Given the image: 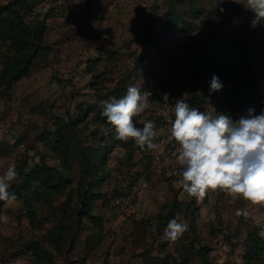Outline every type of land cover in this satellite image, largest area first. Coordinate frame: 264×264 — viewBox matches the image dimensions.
<instances>
[{"label": "rangeland", "instance_id": "1", "mask_svg": "<svg viewBox=\"0 0 264 264\" xmlns=\"http://www.w3.org/2000/svg\"><path fill=\"white\" fill-rule=\"evenodd\" d=\"M9 2L25 24L42 25L44 48L0 97V175L10 165L18 173L9 188L16 200L0 201V214L10 217L7 224L0 221V264H177L183 255L191 264H247L252 231L262 254L250 263L264 264V206L220 190L203 201L188 198L176 183L180 166L168 139L180 99L233 122L248 114L246 108L230 111L225 97L236 89L238 73L264 78L257 56L248 52L249 60L235 73L229 70L225 84L215 75L222 84L216 92L210 90L214 75L192 77L191 63L207 55L226 66L227 39L249 50L243 42L248 36L264 49V20L252 26L255 16L244 0L223 2L237 6L238 14L217 0H23L31 15H23L15 0H0V6ZM13 53L6 44L0 48V67ZM129 86L150 94L134 122L141 128L154 123L155 150L115 140L101 114V101L123 98ZM80 146L91 164L99 162L93 158L98 149L104 153L94 184L82 167ZM36 163L65 183L47 190L25 178ZM84 196L90 200L86 213ZM238 209L248 214L238 216ZM177 216L188 229L168 241L164 229Z\"/></svg>", "mask_w": 264, "mask_h": 264}, {"label": "clouds", "instance_id": "2", "mask_svg": "<svg viewBox=\"0 0 264 264\" xmlns=\"http://www.w3.org/2000/svg\"><path fill=\"white\" fill-rule=\"evenodd\" d=\"M223 3L224 0H217ZM244 8L251 11L255 19L252 26L264 20V0H244ZM223 11V9H221ZM222 84L213 76L210 90H221ZM149 93L129 86L121 99L101 101L102 116L115 132L114 139L127 142L134 140L140 149L155 150L157 133L152 121L137 127L134 117L148 107ZM249 109L238 121L224 114L212 116L190 107L184 99L174 106V119H169V141H174L176 160L180 166L175 173L177 185L188 198L203 201L209 191L226 192L233 200L240 199L250 205L264 206V111L259 115ZM15 165H10L0 175V201L12 203L16 200L9 192L11 183L17 178ZM239 215H247L238 209ZM0 221L7 224L10 217L0 214ZM188 229L179 216L171 219L164 229V238L178 240Z\"/></svg>", "mask_w": 264, "mask_h": 264}, {"label": "trees", "instance_id": "3", "mask_svg": "<svg viewBox=\"0 0 264 264\" xmlns=\"http://www.w3.org/2000/svg\"><path fill=\"white\" fill-rule=\"evenodd\" d=\"M23 0H15V5L18 10L22 11L23 15H31V7L24 6ZM226 9L238 14L239 9L235 5L224 4ZM42 25L40 24H25L21 17L12 8V3L9 2L0 6V48L7 45L13 50V55L7 57L1 63L0 67V97L9 90L14 82L26 75L38 53L44 48L42 43ZM226 45L230 48L228 64L226 66L219 65L215 60L207 55L194 56L191 63V76L199 78L202 75H220L222 82L227 83L228 72L232 70L236 72L239 64H244V61L249 60L251 56H257L264 64V49H261L257 44L253 43L248 36L243 37V42L249 44V50L240 45L233 44L231 40H226ZM245 72V71H244ZM246 74L238 73L234 76L236 89L225 97V106L230 111H235L239 108L254 110L256 115L264 111V78L245 77ZM193 88V87H192ZM75 122H73L74 125ZM56 141H62L57 138ZM78 153L81 159V164L86 174L92 176L93 184L98 179V174L101 172L100 166L104 157L103 151L98 149L93 158L99 162L91 164V156L87 155L85 150L80 146ZM25 178L36 179L47 190H56L61 187L65 181L61 174L53 171L47 165L36 163L26 174H22ZM94 188L89 190L93 194ZM90 200L84 196L81 211L87 212ZM173 210L178 208L179 203L174 200ZM259 237L256 232H249L247 235V246L243 258L247 264L250 262H258L262 254V246L260 245ZM28 246L32 250H37L35 244L31 243ZM204 249V248H201ZM79 264H87L85 259H82ZM115 264V263H113ZM177 264H191L187 255H183ZM210 264V263H206ZM229 264V263H226ZM234 264V263H232Z\"/></svg>", "mask_w": 264, "mask_h": 264}]
</instances>
